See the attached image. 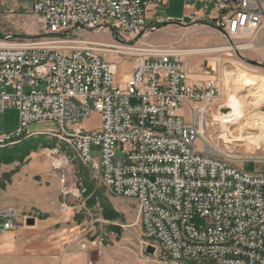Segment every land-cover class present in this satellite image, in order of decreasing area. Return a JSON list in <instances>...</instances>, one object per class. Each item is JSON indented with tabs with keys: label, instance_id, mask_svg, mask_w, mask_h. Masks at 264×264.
<instances>
[{
	"label": "built area",
	"instance_id": "2783aa9c",
	"mask_svg": "<svg viewBox=\"0 0 264 264\" xmlns=\"http://www.w3.org/2000/svg\"><path fill=\"white\" fill-rule=\"evenodd\" d=\"M180 1L192 8L209 3L215 11L211 25L190 11L188 26H209L229 41L249 44L264 35V0ZM30 8L43 36L12 44L9 35L0 39V112L14 108L18 116L15 133L0 139L11 145L15 134L43 122L74 134L68 143L80 151L90 174L110 196L135 202L140 231L162 238L172 254L215 264H264V156L245 160L263 165L259 173H246L234 165L244 160L214 149L203 129L219 82L190 81L180 51L140 42L183 21L149 22L147 0H30ZM89 31L107 33L111 42L81 36ZM116 56L131 61L119 84L117 64L109 60ZM93 113L99 128L88 132L79 121ZM47 153L62 193L78 195L67 186V161ZM0 215L5 231L28 218L13 209ZM195 218L203 221L200 227Z\"/></svg>",
	"mask_w": 264,
	"mask_h": 264
},
{
	"label": "rangeland",
	"instance_id": "374dc122",
	"mask_svg": "<svg viewBox=\"0 0 264 264\" xmlns=\"http://www.w3.org/2000/svg\"><path fill=\"white\" fill-rule=\"evenodd\" d=\"M14 4V7L10 3L0 6V39L5 35L11 36L7 41L10 44L39 40L43 36V28L40 19L31 12L30 0H15ZM190 11H194L197 17L208 25H211L209 19L215 15L209 3H201L192 8L185 6L180 0L147 2L146 16L152 23L156 18H162L168 19L170 23L183 21L184 25H165L155 32L147 33L140 42L176 51L228 49H221V52L183 54L182 60L187 67L190 81L214 77L219 82V96L210 103L204 119L203 133L206 141L214 149L231 155L238 161L244 160L234 164L239 170L259 173L263 170L262 164L245 160L264 156V35L250 44L255 46V51L239 50V46L249 45L250 42L245 39L229 41L209 26H188L190 21L186 15ZM81 36L91 41L111 42L107 33L89 31L83 32ZM109 60L117 64L114 83L119 84L127 78L131 61H122L119 56ZM242 74L259 79L261 88L247 91L244 88L236 93L235 97L240 102V113L243 117L239 123H232L225 118V122L221 124L216 120L233 112L229 98L234 96V90L240 85ZM38 90L43 89L39 87ZM27 92L25 90V93ZM7 93L12 91L8 89ZM181 116L185 122H189L185 107H182ZM79 123L86 131H94L99 128V116L93 113ZM257 123L261 124L256 125ZM17 128L18 116L14 108L0 112V135H13ZM58 132V128L48 122L33 123L19 139L25 140L26 145L32 141L37 143L35 152L31 153L23 164L14 162L0 166V186L8 184L10 177L17 173L20 167L26 166L27 176L31 177L29 179L33 186L39 190L45 189L44 196L50 199V206L45 213H39V209L33 208L17 213L21 217H31L34 221L47 219L50 222L51 227L45 230V236L52 235V244H48L52 249L45 254L48 261H59L64 256L72 255L76 256L75 264H81L83 256L86 263L91 261L99 264H215L207 260L174 261L155 245L152 246L154 253L147 254L145 250L150 245L141 236L137 204L110 196L101 181L90 174ZM249 136L257 138L248 139ZM47 151H56L59 155L70 158L67 186L73 190L77 189L78 195L62 193L60 179L51 170ZM97 156L98 149L92 147L91 157ZM44 176L52 178L54 183L45 181ZM4 219L5 217L0 215V264H16L18 256L21 261L18 264H36V259H39L41 253L26 247L15 252L21 241H35L36 235L31 233L33 226H25L24 222L11 231H5L1 226ZM193 224L200 227L203 221L195 218ZM19 230H22L21 233H18ZM82 244L89 248L87 252L80 248Z\"/></svg>",
	"mask_w": 264,
	"mask_h": 264
},
{
	"label": "crops",
	"instance_id": "0c3cea01",
	"mask_svg": "<svg viewBox=\"0 0 264 264\" xmlns=\"http://www.w3.org/2000/svg\"><path fill=\"white\" fill-rule=\"evenodd\" d=\"M153 0H147V2H151ZM4 3H10L13 7L16 5L15 0H0V6ZM151 19L148 18L149 22ZM6 168L9 166H5ZM26 166L20 167L18 169V172L13 174L12 177H10L9 183L6 185L0 186V214L5 213L8 209H13V211L16 212H25L28 211L27 209H39V213H45L46 209L50 206V199L44 196V193H46L45 189H40L38 187H34L32 181L28 178V172H26ZM30 176V175H29ZM45 181H48L50 184L54 183V180L52 178H49L48 176H44ZM40 191V192H37ZM35 203V204H30ZM33 205V206H31ZM29 207V208H28ZM44 209V210H43ZM50 222L46 220H39L35 219L34 226L32 227L31 233H35V241L32 242L30 240H23L18 244V248L16 247L15 252L17 250H22L25 247L28 249L35 250L39 253H41L39 256V259H36V264H75L76 262V256L67 255L64 256L59 261H48L45 256L46 253L51 251L52 248H50V239L52 235L45 236L46 229L49 230L50 228ZM22 229V228H19ZM46 230V231H45ZM22 230H19L18 233H21ZM44 242H43V241ZM49 244V245H48ZM48 245V246H47ZM2 251V248L0 247V252ZM43 253V254H42ZM83 255V254H78ZM84 260L81 264H87L85 256ZM19 260L16 262V264L20 263V256H18Z\"/></svg>",
	"mask_w": 264,
	"mask_h": 264
},
{
	"label": "bare ground",
	"instance_id": "6f19581e",
	"mask_svg": "<svg viewBox=\"0 0 264 264\" xmlns=\"http://www.w3.org/2000/svg\"><path fill=\"white\" fill-rule=\"evenodd\" d=\"M221 49H226V48H219V49H215V50H190V51H180L182 54L186 55H194V54H202V53H207V52H213V51H217V52H221ZM228 50V49H226ZM239 50H250V51H255V46L253 45H243V46H239ZM240 85L234 90L233 94L234 96H231L230 99V106L233 109V112L228 114V115H223L224 117H219L216 121H220L221 124H223L225 121L224 119L227 118L228 120L232 121V123H237L243 116L242 113H240V102L236 99L235 94L241 92L244 88H246V91L249 89H259L261 88V81L256 80L254 78H250L244 74H242L240 76ZM262 90V89H261ZM258 120V119H257ZM263 121V120H262ZM229 122V121H228ZM239 123V122H238ZM261 123H257L256 125H260ZM260 127V126H259ZM264 130V129H262ZM25 131H23L22 134H15V141L11 142V144L17 143L19 142V137L22 136L24 134ZM60 137L65 140V142L68 143V141H74V134H67V133H60L59 134ZM263 136H264V131H263ZM248 139H256L257 137L255 136H249L247 137ZM264 142V139H263ZM69 146L71 147L73 153H75L76 157H78L81 161V163L87 167L86 164H84V159L82 154L80 153V151L77 150V147L73 144L68 143ZM8 145V138H1L0 139V147L6 146ZM56 154H58L56 151H54ZM58 158H60L61 160H66L67 163L69 164V157L66 156H62L58 154ZM88 169V168H87ZM141 236L142 238L147 242L148 245L150 246H158L159 249L165 254L167 255V257H169L170 259L174 260V261H181V260H192V258L190 256H184V255H174L172 254V250L171 249H166V244L165 241L162 240V238H159L157 236H151V235H145L144 232H141Z\"/></svg>",
	"mask_w": 264,
	"mask_h": 264
},
{
	"label": "trees",
	"instance_id": "16d2710c",
	"mask_svg": "<svg viewBox=\"0 0 264 264\" xmlns=\"http://www.w3.org/2000/svg\"><path fill=\"white\" fill-rule=\"evenodd\" d=\"M169 25V24H166ZM25 140L21 139L19 142L12 145L0 147V166L11 165L14 162L19 164L25 163L26 158L35 152L36 145L34 141L25 144ZM14 173V172H12Z\"/></svg>",
	"mask_w": 264,
	"mask_h": 264
},
{
	"label": "water",
	"instance_id": "95a60500",
	"mask_svg": "<svg viewBox=\"0 0 264 264\" xmlns=\"http://www.w3.org/2000/svg\"><path fill=\"white\" fill-rule=\"evenodd\" d=\"M34 222L35 221L33 218H27L25 221V226H34ZM145 252L149 255H152L154 253V248L152 246H147Z\"/></svg>",
	"mask_w": 264,
	"mask_h": 264
}]
</instances>
